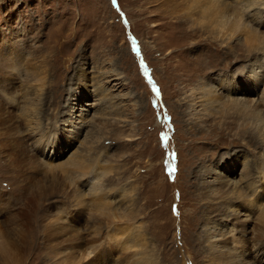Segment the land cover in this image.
<instances>
[{"label":"rangeland","instance_id":"1","mask_svg":"<svg viewBox=\"0 0 264 264\" xmlns=\"http://www.w3.org/2000/svg\"><path fill=\"white\" fill-rule=\"evenodd\" d=\"M219 1L218 17L225 6L240 10ZM262 3L247 23L240 17L246 28L215 39L204 28L215 19L209 4L195 2L190 24L173 19L182 6L161 0H0V264H130L142 252L154 264H264V141H249L257 125L227 103L260 101ZM255 70L263 83L245 94ZM212 83L223 100L199 103L196 89ZM43 145L58 148L44 156ZM71 157L90 173L67 172ZM206 169L228 170V190L205 195ZM99 211L97 248L82 253L74 235L87 249L83 229ZM125 227L140 251L97 258L112 248L106 236Z\"/></svg>","mask_w":264,"mask_h":264},{"label":"bare ground","instance_id":"2","mask_svg":"<svg viewBox=\"0 0 264 264\" xmlns=\"http://www.w3.org/2000/svg\"><path fill=\"white\" fill-rule=\"evenodd\" d=\"M226 1V0H225ZM231 1V0H230ZM236 1H239L238 3L240 4V10H239V12L238 13H236L235 15H232V14H230L229 13V11H228V7H224V11H223V15L221 16H219L218 17V15H219V8H221L222 6H224L223 5V3H221L219 0H161V2L164 4V5H166V6H174V8H177V7H181V8H184V10H185V12L187 13H185V15L183 14V15H180V16H176L175 15V17H173V19H176V20H178V19H180V18H182V20L184 21V22H186V21H188V23H190L189 22V20H190V13H189V11L190 12H192L190 9H192L193 7L192 6H196V4H195V2L198 4V6H199V8H200V6H206L207 4H209V9H214L213 11H212V13L214 14V16H213V18H215L213 21H211V22H208L206 25L204 24V28H205V30H207V32L210 34V35H212L215 39L217 38V34H216V32L217 33H223L222 32V30H223V28H228V32L231 34V36H233L235 33H236V31L240 28V27H242V28H246V26L247 25H245L246 23H247V20L245 19V16H247V15H249L250 14V9H252V8H255V7H257V6H259V5H263V3H262V0H236ZM192 7V8H191ZM197 7V6H196ZM207 7V6H206ZM235 7H237V6H235ZM203 8V7H202ZM173 9V8H172ZM171 9V10H172ZM197 10V9H196ZM207 10V9H206ZM206 10L204 9L203 11H202V13H200V14H203V12H206ZM175 11V10H174ZM182 11H183V9H182ZM176 12V11H175ZM175 12H173L172 13V15H174L175 14ZM184 12V11H183ZM180 13H182V12H180ZM196 13V12H195ZM199 13V12H198ZM207 13V12H206ZM205 13V14H206ZM171 15V16H172ZM163 16V15H162ZM171 16H169V17H171ZM197 16H199V15H197ZM197 16H195V17H197ZM203 18H204V15H201ZM251 16H254V15H251ZM240 17H244V19L246 20V23L244 22V23H242V20H240ZM191 18H193L192 16H191ZM201 18V17H200ZM192 20V19H191ZM198 20H200V19H198ZM203 20V19H202ZM179 21V20H178ZM208 21V20H207ZM195 22H196V19H195ZM204 22H206V20L204 21ZM177 23V22H176ZM249 23V22H248ZM183 24V23H182ZM191 24V23H190ZM199 24H201V25H199L200 27H203L202 25V23H199ZM250 24V23H249ZM261 24V23H260ZM197 25H198V23H197ZM196 25V26H197ZM252 26H254V25H252ZM257 26H259V25H257ZM180 27V26H179ZM256 29V28H255ZM182 31H183V29H182ZM224 31V30H223ZM250 33V32H249ZM228 34V33H227ZM245 34V33H244ZM222 35V34H221ZM247 37V35L245 36V38ZM249 37V36H248ZM244 38V39H245ZM248 39V38H247ZM246 40V39H245ZM264 40V39H263ZM252 41V40H251ZM250 41V42H251ZM259 41H261V40H259ZM255 42V41H254ZM262 42V41H261ZM256 43V42H255ZM244 44V47H245V49H246V52H248L250 55L253 53V51H252V47L250 46V45H252V44H247V42L245 41V43H243ZM237 47V46H236ZM257 65V64H256ZM257 69L258 68H260V66L258 67H256ZM260 76H261V74L259 75L258 73H257V70H255V72L254 73H251V74H249L244 80L246 81V83L248 84V86H249V88L244 92L245 94H250V92L251 93H254V92H256V90L258 91V86H259V84L260 83H263L262 81H261V78H260ZM208 78V77H207ZM201 79V78H200ZM263 79V78H262ZM204 82V81H203ZM203 82H201V83H203ZM200 83V82H199ZM264 84V83H263ZM206 85V84H205ZM213 83L212 84H210V85H208V86H204V89L202 90V89H200V86H199V88L198 89H196L197 90V92L195 93L196 95H198L199 97H197L198 99H199V103H200V100L203 102L204 100L207 102V104H209V105H213L216 101H217V99L219 98V99H222L223 100V96H221V95H218V91H216V90H213ZM226 87L227 88H231V89H236L235 88V85L234 86H232V84H230V85H226ZM251 89V90H250ZM202 90V91H201ZM250 90V91H249ZM79 93V94H78ZM83 94V91H79V92H77V94H76V99L78 98V97H81V95ZM194 94V95H195ZM261 98H260V101H258V103L257 102H255V103H253V105H251L252 104V102L254 101V99H251L250 98V96H249V98H245L244 99V101L242 102L239 98H236V99H232V101H227V103L228 102H230V103H233V104H238L239 106L236 108V111H241V110H244L246 113H248V117H249V119L250 120H252L254 123H255V125H257V128L256 129H254V133H249L248 134V139H249V141H253L254 139H257V137H259V136H261V138L263 139V141H264V113L262 112V110H261V108H260V105L261 104H264V89L261 91ZM73 96V95H72ZM253 95H251V97H252ZM195 97V96H194ZM191 98H193V97H191ZM196 98V97H195ZM72 102H75V99L74 100H71ZM240 102H242V103H240ZM246 103H247V105H246ZM70 106H69V110L70 111H73L74 110V107H73V105H72V103L70 102V104H69ZM72 105V106H71ZM226 106H228V104L226 105ZM264 107V106H263ZM28 108V107H27ZM27 108H25V109H23V111H24V116H28V109ZM26 111V112H25ZM31 112V111H30ZM81 113H83V111L81 112ZM85 116V115H84ZM29 117V116H28ZM81 117H83L82 116V114H81ZM25 118V117H24ZM82 120V119H81ZM81 123H76V124H74V126L75 127H71L72 128V130H73V132H75V133H79V131H80V129H82L81 128ZM73 126V125H72ZM39 146H41V145H38V149H39ZM57 148L58 147H56V146H52L51 148L50 147H48V146H42L41 147V149H42V151H43V155L45 154H47V155H49V152L51 153V152H54L55 150H57ZM35 149H37V148H35ZM49 149V150H48ZM49 151V152H48ZM44 155V156H45ZM65 165V164H64ZM92 168V167H91ZM208 168V167H207ZM258 169H259V172H261V168L260 167H257ZM90 167L88 166V165H86V164H84V162L82 161V159L81 158H77V157H71L68 161H67V167H66V170H67V172H69V171H81V174L82 175H88L89 173H90ZM261 169V170H260ZM92 172V171H91ZM94 172V171H93ZM222 172V173H221ZM66 173V172H65ZM70 173V172H69ZM71 173H73V172H71ZM229 173V171L228 170H225V171H213V170H205V173H204V175L202 176L203 177V180H202V184H203V186L202 187H204L203 188V190L205 191V195H207V196H216V195H218V194H220V193H222V192H220V191H216V190H214L213 188L214 187H212V186H215L216 187V185L218 186V184L220 185V184H225V185H222V187L224 186L225 188H227L226 190H228V184L226 183V182H228L226 179H228L227 178V174ZM230 173H232L233 174V172H230ZM14 174V173H13ZM79 174V173H78ZM77 174V175H78ZM80 174V175H81ZM229 176H231V175H229ZM228 176V177H229ZM208 178L210 179V181H207L208 180ZM247 178L249 179V182L247 183V185L248 186H250V187H252V189H253V187H255V186H253V184H255V182H252L251 180H250V178H249V176H247ZM53 179V178H52ZM27 180V179H26ZM229 180V179H228ZM30 181V180H29ZM53 181L55 182V178L53 179ZM57 183V182H56ZM60 183V182H59ZM95 185V184H94ZM93 185V186H94ZM92 186V190H94V188L95 187H93ZM96 186V185H95ZM250 187H247L246 188V190L247 191H250L251 189H249ZM218 189H220V188H218ZM28 190H31L30 189V187L29 186H27V188H24L23 189V191L24 192H27ZM243 190V189H242ZM241 190V192H238L237 193V195L238 196H242V194H243V191ZM255 191V190H254ZM245 192V191H244ZM27 194H29L30 195V193H27ZM31 194L33 195V192L31 191ZM95 194V193H94ZM100 195H101V192L99 193ZM99 196V195H98ZM246 198V197H245ZM235 200V199H234ZM247 200V199H246ZM80 202V201H79ZM102 202V201H101ZM101 202L99 203V204H101ZM104 202H106V201H104ZM109 202V201H108ZM92 203V202H91ZM103 204V203H102ZM93 205V204H92ZM95 205V204H94ZM97 205V204H96ZM107 205V204H106ZM112 205V204H111ZM34 206V204L31 202V204H30V207H33ZM83 207V206H82ZM100 207L101 206H99V208L98 207H95V208H98L99 210H101L100 209ZM91 208V207H90ZM97 209V210H98ZM93 210V209H92ZM237 210V209H236ZM104 211V210H103ZM102 211V212H103ZM238 211H240V210H238ZM90 212L92 213L93 211H91L90 210ZM100 213H97L96 214V216L94 215L93 217H92V215L90 216L91 218H90V220H89V226H88V228H84L83 230L84 231H86V232H88L89 233V235L90 234H92L90 237V239L89 240H87V242L88 243H90V245L88 244H86L87 245V249L86 248H83L82 246H81V244H84V239L83 238H81V235H79L78 233H75V235H74V237H75V246L76 247H78V250H80V252H82V253H85V251L86 250H88V249H90L91 248V251L93 250L92 248L93 247H96V246H93L92 245V241L93 242H95V238L94 237H96V236H99L100 235V229L102 228H100V226H101V223H103V221L104 220H106V217L104 218V216L103 215H101V211H99ZM254 212V211H253ZM94 214H95V211L93 212ZM114 213V212H113ZM104 215H106L105 213H103ZM26 215H29L28 213H26ZM33 215V214H32ZM108 215V214H107ZM249 215V214H248ZM30 216V218H31V215H29ZM237 216H239V215H237ZM110 217H111V215H110ZM113 217V216H112ZM258 217V216H257ZM115 218V217H114ZM232 219H233V217H232ZM231 219V220H232ZM236 219H238V218H236ZM239 220V219H238ZM234 221V220H233ZM258 221V220H257ZM259 221H262V220H259ZM263 221H264V218H263ZM109 222V221H108ZM236 222V221H235ZM259 223V222H258ZM257 223V224H258ZM264 223V222H263ZM260 224V223H259ZM258 224V225H259ZM108 225V224H107ZM238 225V224H237ZM261 225V224H260ZM240 226V225H239ZM238 227V226H237ZM258 227V226H257ZM128 228V227H127ZM257 229V228H256ZM116 230V229H115ZM118 230V232H117V234L119 233L120 235L117 237V238H115V236H116V234H111V235H107L106 236V239H107V242H109V243H111V247L112 248H110V247H108V246H106V249L108 250V252L107 251H104V252H100V253H98V255L99 256H97V258H99V259H102V258H105L107 255H111V252H116V248H118V249H120V248H122V250L124 249V250H128L130 247H134V246H136V247H138V249H139V247H141L142 248V244L141 243H137L138 241L136 240V238H134V236L132 235V233L131 232H129L128 230H126V227L125 228H121V229H117ZM116 230V231H117ZM239 230V229H238ZM242 231V230H241ZM70 233V231H65V234H69ZM116 233V232H115ZM219 234V233H218ZM95 235V236H94ZM125 235V236H124ZM258 235V234H257ZM260 237V236H259ZM138 238V237H137ZM105 240V239H104ZM259 242H260V240H258ZM74 243V242H73ZM96 243V242H95ZM258 243V242H257ZM264 243V242H263ZM259 244V243H258ZM222 245V244H221ZM72 246V245H71ZM114 246V247H113ZM219 246V245H218ZM255 246V245H254ZM253 246V247H254ZM261 246V245H260ZM3 247H4V242H3V240H2V235H1V240H0V251H1V253H4V250H3ZM74 247V246H73ZM108 247V248H107ZM116 247V248H115ZM213 247V246H212ZM97 248V247H96ZM103 249V248H102ZM145 249V248H144ZM95 250V249H94ZM205 250V249H204ZM211 250V249H210ZM137 251V250H136ZM139 251H140V249H139ZM217 251H219V249L217 250ZM216 251V252H217ZM205 252V251H204ZM222 252V251H221ZM258 252V251H257ZM213 253V252H212ZM219 253V252H218ZM90 254H92V252L91 253H89V255ZM89 255H88V257H89ZM214 255V254H213ZM231 255V254H230ZM260 255V254H259ZM259 255H257V256H259ZM111 256H114L113 254L111 255ZM243 256V255H242ZM241 256V257H242ZM0 257L1 258H4V255H0ZM123 257V256H122ZM234 257V256H233ZM255 257H256V255H255ZM254 257V258H255ZM71 258H73V257H71ZM107 258H110V256H107ZM68 258H66L65 260H67ZM124 259H126V257H124ZM123 259V260H124ZM209 259V258H208ZM215 259H217V258H215ZM215 259L213 260V262L215 261ZM239 260H240V258H238ZM242 260V259H241ZM257 260V259H256ZM68 261V260H67ZM70 261H73V260H70ZM118 261V260H117ZM153 260L152 259H150L149 257H148V255L147 254H145L144 252H142V253H140L134 260H132V263H130V264H154V262H152ZM210 261V260H209ZM219 262V261H218ZM239 262V261H238ZM264 262V261H263ZM124 263V262H123ZM129 263V261H128V259H126V264H128ZM217 263V262H216ZM215 263V264H216ZM222 263V262H221ZM244 263V262H243ZM254 263H255V261H254ZM116 264V263H115ZM212 264V263H211Z\"/></svg>","mask_w":264,"mask_h":264}]
</instances>
